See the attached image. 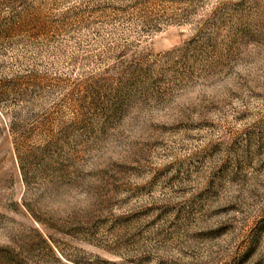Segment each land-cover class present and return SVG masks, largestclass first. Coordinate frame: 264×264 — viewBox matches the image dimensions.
<instances>
[{"label": "rangeland", "instance_id": "1", "mask_svg": "<svg viewBox=\"0 0 264 264\" xmlns=\"http://www.w3.org/2000/svg\"><path fill=\"white\" fill-rule=\"evenodd\" d=\"M0 264H264V0H0Z\"/></svg>", "mask_w": 264, "mask_h": 264}]
</instances>
